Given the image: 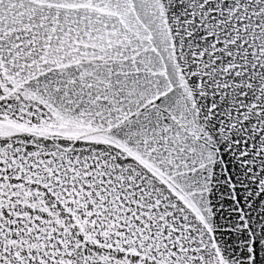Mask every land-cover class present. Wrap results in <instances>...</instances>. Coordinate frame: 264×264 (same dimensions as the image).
<instances>
[{"label":"snow or ice","instance_id":"6c2138e0","mask_svg":"<svg viewBox=\"0 0 264 264\" xmlns=\"http://www.w3.org/2000/svg\"><path fill=\"white\" fill-rule=\"evenodd\" d=\"M0 264H264V0H0Z\"/></svg>","mask_w":264,"mask_h":264}]
</instances>
